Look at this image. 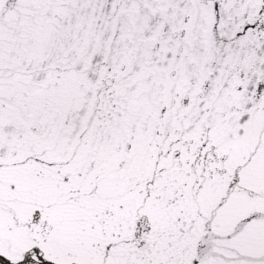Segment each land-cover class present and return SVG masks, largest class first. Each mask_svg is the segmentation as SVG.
I'll use <instances>...</instances> for the list:
<instances>
[{
	"label": "snow or ice",
	"instance_id": "obj_1",
	"mask_svg": "<svg viewBox=\"0 0 264 264\" xmlns=\"http://www.w3.org/2000/svg\"><path fill=\"white\" fill-rule=\"evenodd\" d=\"M0 264H264V0H0Z\"/></svg>",
	"mask_w": 264,
	"mask_h": 264
}]
</instances>
